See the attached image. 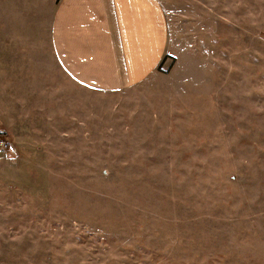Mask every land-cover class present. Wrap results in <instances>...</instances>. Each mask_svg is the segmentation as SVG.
<instances>
[{"label":"rangeland","instance_id":"1","mask_svg":"<svg viewBox=\"0 0 264 264\" xmlns=\"http://www.w3.org/2000/svg\"><path fill=\"white\" fill-rule=\"evenodd\" d=\"M158 2L161 64L106 91L36 0L38 59L0 73V264H264V0Z\"/></svg>","mask_w":264,"mask_h":264},{"label":"crops","instance_id":"2","mask_svg":"<svg viewBox=\"0 0 264 264\" xmlns=\"http://www.w3.org/2000/svg\"><path fill=\"white\" fill-rule=\"evenodd\" d=\"M52 1L47 47L82 86L115 91L138 85L167 53L168 20L158 0ZM29 54L36 63V0H0V73L8 56ZM13 67L14 76L22 74L24 67Z\"/></svg>","mask_w":264,"mask_h":264},{"label":"built area","instance_id":"3","mask_svg":"<svg viewBox=\"0 0 264 264\" xmlns=\"http://www.w3.org/2000/svg\"><path fill=\"white\" fill-rule=\"evenodd\" d=\"M7 149V142L3 139H0V152H3Z\"/></svg>","mask_w":264,"mask_h":264}]
</instances>
